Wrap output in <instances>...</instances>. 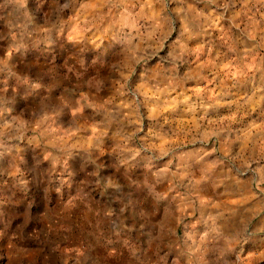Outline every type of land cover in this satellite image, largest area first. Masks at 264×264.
I'll return each instance as SVG.
<instances>
[{
  "label": "clouds",
  "instance_id": "1",
  "mask_svg": "<svg viewBox=\"0 0 264 264\" xmlns=\"http://www.w3.org/2000/svg\"><path fill=\"white\" fill-rule=\"evenodd\" d=\"M0 264H264V0H0Z\"/></svg>",
  "mask_w": 264,
  "mask_h": 264
}]
</instances>
